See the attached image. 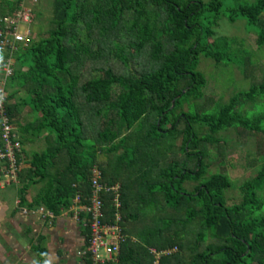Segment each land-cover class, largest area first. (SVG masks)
I'll return each instance as SVG.
<instances>
[{"label":"trees","instance_id":"16d2710c","mask_svg":"<svg viewBox=\"0 0 264 264\" xmlns=\"http://www.w3.org/2000/svg\"><path fill=\"white\" fill-rule=\"evenodd\" d=\"M20 2L0 0V28ZM225 5V0H54L47 36L0 51V72L5 60H14L6 109L20 129L19 141L22 147L35 139L45 143L41 151L21 150L28 167L12 184L19 208L45 209L55 221L78 195L86 205L91 171L98 167L101 183L119 185L121 195L124 241L106 264H264V164L240 187L242 202L228 206L230 179L208 176V155L199 149L220 143L218 135L234 125L264 136V79L214 113H198L192 102L203 97L207 83L198 69L201 56L218 65L242 64L231 51L233 41L215 36L223 17L246 21L258 48L264 47V0ZM107 53L123 71L92 67L87 73L88 64ZM141 59V70L134 69ZM248 103L262 107L252 119L238 112ZM23 108L31 117L25 126L19 118ZM182 124L177 152L161 151ZM121 149L107 164L98 162L99 152ZM16 157L21 164L20 153ZM140 160L147 164L137 167ZM126 171L136 179L127 180ZM188 182L196 183L191 191ZM35 186L38 192L28 201ZM103 199L104 222L115 224L112 197ZM83 229L86 250L90 235ZM33 249L47 256L41 246ZM84 261L93 264L89 254Z\"/></svg>","mask_w":264,"mask_h":264},{"label":"rangeland","instance_id":"374dc122","mask_svg":"<svg viewBox=\"0 0 264 264\" xmlns=\"http://www.w3.org/2000/svg\"><path fill=\"white\" fill-rule=\"evenodd\" d=\"M53 1L54 0H21L19 6L32 9L33 14L30 22L19 26L18 30L20 33L26 35L30 39H38L40 35L47 36L48 31H50L52 27ZM203 1L208 2V0ZM238 1L242 3H251L254 0H225V6H229ZM1 13L2 12H0V14ZM214 31L217 38H227L233 41L231 51L236 54L237 58L241 60L242 64L244 62V64L242 65L233 61L229 65H218L211 59H207L204 56L200 57L198 69L205 76L207 83L203 89V97L198 100H193L192 102L196 105V107L194 106L195 110H197L198 113L204 114L214 113L222 106L228 104L235 95L248 91L253 85H260L264 79V47L258 48L256 42L257 35L247 27L246 21L239 20L235 23H231L227 18L223 17ZM212 40L213 39H211V42ZM10 46L13 47V45ZM0 51L4 53L9 52L7 48H1ZM93 61L94 62L88 64L87 73L90 72V68L92 67L111 68L117 73L123 71L121 63L108 53L104 54V59L99 61L96 59ZM8 62L13 63L14 60L10 59ZM140 62L142 64L134 66V69L141 70V66L145 63L144 59H141ZM6 92L9 94L8 89ZM19 96H23V93ZM11 102H13V100ZM192 107L191 105L190 108ZM183 110L186 112L189 110L187 104L184 105ZM261 111V106H256L254 108L252 103H248L243 108L239 107L238 110V112L250 119L257 116ZM19 118L21 121H19L20 125L28 123L29 120H31V117L28 115V108L23 110ZM144 126L145 129H147V125ZM15 128L14 126V129ZM183 130L184 125L182 124L174 136L163 143L161 151L167 152L168 148H173L174 152H177L182 143ZM200 133L204 135L208 132L201 129ZM17 135L18 137L20 136L19 133ZM218 136L222 138L220 143H202L199 149L205 151L208 155L205 160L206 163L210 165L208 168V176L218 173L226 175L230 179L232 187L227 191L225 196L228 206H233L242 202L243 197L240 187L244 183L254 179L264 164V136L261 133H250L237 125L232 126ZM120 141L121 139L116 143L119 144ZM44 147L45 143L43 139H35L33 144L27 143L23 147L21 145V150L23 149L27 151V153H30L41 151ZM124 151V149H121L114 154L99 152L98 162L101 165H105L110 160L115 159L119 154L124 153ZM20 158L23 161L21 162L20 169L28 167V164L25 162L27 160V155L20 153ZM146 164L147 161L144 162L140 160V162L137 161L136 166H144ZM1 165L3 166V174L1 177L2 181L0 180L2 182V188L0 187V190H2L3 187L7 188L5 184H8L9 180L11 181L12 179L10 176L11 173L6 168L7 164L2 162ZM125 174L127 180L136 179L133 177L134 175H129L127 171ZM15 181L16 182L12 183H17V178ZM134 184L135 182H133V185ZM195 185L196 183L191 182L185 184L186 188L190 191L193 190ZM38 189L39 186L33 187L28 195L33 197L38 192ZM134 189L133 187L131 188L132 191H136V189ZM9 194L11 196L13 195L12 192ZM41 219L43 221L46 220L42 215Z\"/></svg>","mask_w":264,"mask_h":264},{"label":"built area","instance_id":"2783aa9c","mask_svg":"<svg viewBox=\"0 0 264 264\" xmlns=\"http://www.w3.org/2000/svg\"><path fill=\"white\" fill-rule=\"evenodd\" d=\"M34 1V0H33ZM33 11L30 8L20 7L12 16L2 20L3 29L0 28V49L7 48V50H15L18 44L27 45L29 37L21 34L18 30L19 26L28 23L32 19ZM10 45H13L11 47ZM7 46V47H6ZM7 59L4 61L2 71L0 72V162L7 164V170L11 173V181L9 180L7 186L16 182L20 172V164L18 163L16 155L21 153V143L15 135L14 126L8 116L6 105L8 102L7 79L13 74V63H9ZM91 175V194L86 205L81 204L83 200L82 195H78L71 207L73 219L82 223L84 228L89 229V244L88 248L80 252V256L84 258L87 254L91 256L93 264H106L113 261L119 254L120 245L124 241L122 227L119 225L121 221L120 216V186H108L102 184V173L98 167L92 169ZM104 195H110L117 210L115 224H108L104 222ZM40 210V211H39ZM38 212L46 220H53L54 216L49 211L40 208ZM84 215L83 218L81 216ZM176 251V249L174 250ZM173 251V252H174ZM157 257L155 251H152ZM172 252H164L169 254Z\"/></svg>","mask_w":264,"mask_h":264},{"label":"crops","instance_id":"0c3cea01","mask_svg":"<svg viewBox=\"0 0 264 264\" xmlns=\"http://www.w3.org/2000/svg\"><path fill=\"white\" fill-rule=\"evenodd\" d=\"M14 126L17 135L20 129ZM17 138L20 140L18 135ZM1 163L0 180L3 174ZM9 186L0 190V264H85L79 254L85 250L82 223L76 222L70 212H64L55 221H43L38 211L19 208L16 189ZM27 199L31 201L32 197L28 195ZM37 246L46 250L45 258L34 251Z\"/></svg>","mask_w":264,"mask_h":264},{"label":"water","instance_id":"95a60500","mask_svg":"<svg viewBox=\"0 0 264 264\" xmlns=\"http://www.w3.org/2000/svg\"><path fill=\"white\" fill-rule=\"evenodd\" d=\"M185 92H186V91H184L183 94H184ZM175 103H176V100L173 101V103H172V108H174Z\"/></svg>","mask_w":264,"mask_h":264}]
</instances>
